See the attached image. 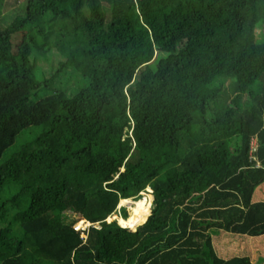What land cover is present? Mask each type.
<instances>
[{"label": "trees", "instance_id": "trees-1", "mask_svg": "<svg viewBox=\"0 0 264 264\" xmlns=\"http://www.w3.org/2000/svg\"><path fill=\"white\" fill-rule=\"evenodd\" d=\"M263 185L264 0H0V264H253Z\"/></svg>", "mask_w": 264, "mask_h": 264}, {"label": "rangeland", "instance_id": "rangeland-1", "mask_svg": "<svg viewBox=\"0 0 264 264\" xmlns=\"http://www.w3.org/2000/svg\"><path fill=\"white\" fill-rule=\"evenodd\" d=\"M22 3L23 2L21 1L19 3V5H21ZM8 13L9 12H7V14H6L8 17H12V18L15 17L14 14H12V13H9L8 14ZM256 33H257V36H258L259 33H260V29H257L256 30ZM258 38H259V36H258ZM65 79H66V81L64 82V84L69 89L70 86H71V79H70V75L68 73H66L63 76V80H65ZM255 143H256V140L254 138L252 140V144H253L252 147H254V144ZM149 190L146 189L143 193L140 194L141 195L140 200L142 198L149 199L151 197L152 200H153V202H154V196L151 193V191H149ZM257 197H260L261 198L262 197V194H258ZM254 199H255V197H254ZM130 200L131 201H135L133 199H130ZM131 207H133V205H131V204H124V205H122L121 202H120L118 204V208H117V211L118 212H116L115 215H112L109 218L108 221H115L119 225L118 218H123L124 217V214L128 218L130 216V214H131V210H130ZM121 209H124V210L121 211ZM147 211H148V209H147ZM78 218H79V216L76 215L75 218L72 221V223H73L72 225H74V226H76L78 228L81 227L82 229H84L85 226H81L79 224ZM135 231H136V229H135ZM220 234H219V236H220ZM219 236L218 237H213V239H212V244H213L214 250H215L216 254H218V255H219L220 251L223 252L226 249V251L229 252V253H231V255H235V256H237V255L238 256H247L253 264H255L260 257H263L264 256V238L263 237H258V239L255 240V241H257L256 242L257 244H255L253 247H251V244L249 242L248 243H245V242H239V240H236L237 239L236 238L237 235H232L231 234V235H224V236H220V237ZM227 236H229V237H235V243L233 244V241L232 242L227 241L228 238H229ZM81 237H83L85 239L86 236H85V234H81ZM240 239H242V238H240ZM251 242H252V240H251ZM227 258L228 259H231L233 257L229 256Z\"/></svg>", "mask_w": 264, "mask_h": 264}, {"label": "bare ground", "instance_id": "bare-ground-1", "mask_svg": "<svg viewBox=\"0 0 264 264\" xmlns=\"http://www.w3.org/2000/svg\"><path fill=\"white\" fill-rule=\"evenodd\" d=\"M122 205L131 204L133 207L130 208L131 214L128 218H118V222L124 226L139 224L145 220V216L147 214L148 209V200L146 198H142L141 200L131 201V200H121ZM81 226H85L88 224L85 221L79 222Z\"/></svg>", "mask_w": 264, "mask_h": 264}, {"label": "crops", "instance_id": "crops-1", "mask_svg": "<svg viewBox=\"0 0 264 264\" xmlns=\"http://www.w3.org/2000/svg\"><path fill=\"white\" fill-rule=\"evenodd\" d=\"M258 194H262V197L261 198L260 197H257ZM254 197H255L256 200H264V185L256 190V192L254 194ZM224 235H231V234L221 232L220 236H224ZM218 236H215V237H218ZM227 237H229V236H227ZM236 238H237L236 240H239V242H245V243H248L249 242L251 244V247H253L255 244H257L256 243L257 241H255V240L258 239V237H248V236H244V235H237ZM240 238H242V239H240ZM251 240H252V242H251ZM227 241H229V242H232L233 241V244H234L235 243V237H229ZM229 256H231V257H247V256H238V255L235 256V255H231V253L227 252L226 249L223 252L220 251V253L218 255V257H220V258H222L224 260H228L227 257H229ZM262 258H264V256Z\"/></svg>", "mask_w": 264, "mask_h": 264}, {"label": "clouds", "instance_id": "clouds-1", "mask_svg": "<svg viewBox=\"0 0 264 264\" xmlns=\"http://www.w3.org/2000/svg\"><path fill=\"white\" fill-rule=\"evenodd\" d=\"M147 190H149V189H147ZM149 191H151V190H149ZM151 193H152V191H151ZM152 210V209H151ZM151 213V212H150ZM109 220V219H108ZM88 223V222H87ZM89 224V223H88ZM121 227V226H120ZM74 228V227H73ZM88 229V228H87ZM87 229H82V228H80L77 232H81V234H84L83 232L84 231H86ZM76 231V230H75Z\"/></svg>", "mask_w": 264, "mask_h": 264}, {"label": "built area", "instance_id": "built-area-1", "mask_svg": "<svg viewBox=\"0 0 264 264\" xmlns=\"http://www.w3.org/2000/svg\"><path fill=\"white\" fill-rule=\"evenodd\" d=\"M90 226V224L85 225L84 229H87ZM81 227L74 226V230L78 231Z\"/></svg>", "mask_w": 264, "mask_h": 264}]
</instances>
